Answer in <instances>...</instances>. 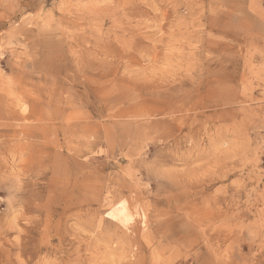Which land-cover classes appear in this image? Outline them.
<instances>
[{"label":"rangeland","instance_id":"1","mask_svg":"<svg viewBox=\"0 0 264 264\" xmlns=\"http://www.w3.org/2000/svg\"><path fill=\"white\" fill-rule=\"evenodd\" d=\"M0 264H264V0H0Z\"/></svg>","mask_w":264,"mask_h":264}]
</instances>
